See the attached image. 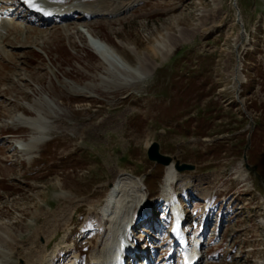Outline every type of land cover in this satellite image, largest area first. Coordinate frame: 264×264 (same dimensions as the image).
Returning <instances> with one entry per match:
<instances>
[{"label":"rangeland","instance_id":"obj_1","mask_svg":"<svg viewBox=\"0 0 264 264\" xmlns=\"http://www.w3.org/2000/svg\"><path fill=\"white\" fill-rule=\"evenodd\" d=\"M0 1L12 22L0 41V264H15L16 256L28 264L102 262L111 234L101 208L118 173L141 179L144 206L154 212L133 238L160 264H182L185 249L167 230L165 169L147 157L153 142L162 155L183 152L181 163L196 166L170 191L186 207L187 234L203 242L199 264H264V197L250 177L241 179L250 129L233 79H244L240 97L254 124L247 162L264 175V0H119L110 17L73 14L51 23ZM88 30L131 67L137 59L128 47L145 56L146 68L156 65L150 77L117 90L101 86L104 65ZM181 36L160 60L157 46ZM89 84L95 87L84 91ZM43 100L54 114L42 115L44 141L26 155L18 143L36 133L14 118L35 119L29 107ZM67 205L74 212L63 217Z\"/></svg>","mask_w":264,"mask_h":264},{"label":"bare ground","instance_id":"obj_2","mask_svg":"<svg viewBox=\"0 0 264 264\" xmlns=\"http://www.w3.org/2000/svg\"><path fill=\"white\" fill-rule=\"evenodd\" d=\"M18 1L23 6L26 7V10H28L29 8H31L32 10H38L39 11L38 16H40L42 22L44 21L54 22L56 21L55 20L56 18L66 19L67 16L70 14H80L83 16L82 18H86V19L89 18L91 19L96 16L110 17L111 15H115V12L117 11L120 12L121 10V9L114 10L118 8L119 3H121V1L119 2V0H100L99 3L93 5L90 8L88 5L85 4L86 2H84V0H71L72 3L69 6L64 4V0H51V1L38 0L37 3L35 2L36 0H30V2L29 0H18ZM109 5L111 7L113 5L115 6V8L110 9L108 8ZM238 17H239L238 23H241L240 14L238 15ZM9 21L3 19V17L1 18V14H0V41L3 38L4 33H6L11 29L12 22L9 23ZM88 34H89V38H87L88 46L92 48V50L99 57V59L102 61L104 65V71H105L104 75H100L98 77L99 84L101 86L112 88L114 90L121 89L127 87L128 85L134 82L146 81L150 77L152 71L155 69L156 65L153 64H151L149 68H146L144 65L145 61L147 60L145 56L138 57L133 47L132 48L128 47V50L131 51L137 59V66L135 68L131 67L111 46L100 41L89 30H88ZM183 39L184 38L181 36L178 41L176 40V42L174 41L170 43L168 42L169 44L167 45L159 44L157 47L159 49L158 52H159L160 60L165 61L167 57L172 53L174 46L177 43L184 41ZM0 51L5 53L2 46H0ZM237 72H239V68ZM233 79H234L235 87L237 86L238 82H240L241 84L244 83V79L240 73L234 74ZM94 87L91 84H89L82 89H85L84 91H87V89L90 90L93 89ZM70 90H72L71 92H73L74 88H70ZM76 91H80V90H75L74 92ZM29 108L36 111L37 116L35 119H26L22 115H18L14 118V122L20 124L23 127L33 130L36 133V137L31 138L28 143H24V142L18 143L20 149H22L21 151L26 155L35 151L36 148L39 145H41L44 141L43 138L44 128L42 126L47 122V120H45L44 116L42 115L51 116L54 114L53 113L54 110L52 106H50V104H48L44 100L43 103L41 104L35 103L33 106H30ZM173 165L174 164L172 163L170 166L165 168L162 191L166 200L172 197L173 189L170 191V186L180 175L175 172ZM245 178L246 175L241 176L242 180H244ZM141 183H142L141 179H134L133 176L132 177L126 176L123 173L115 174L113 179L109 182L108 194L102 205L101 215L109 222V227H111V230L113 231L112 235H114L115 231L120 228L123 229V233L125 235L124 231H128V229L130 228V226H132L134 222V218L132 216L136 209H138L140 217H143L145 215V210H144L145 206L143 205V203L144 201H148V199H144V201L142 199L143 193L140 187L142 185ZM185 186L186 188H188L189 185L188 186L185 185ZM65 201L69 202V199L67 198ZM71 207L69 205L63 207V210L60 211L63 213V217L65 216L70 217L71 214H73L74 208L72 209ZM172 209L175 213V218H174L175 222L181 221L183 218L182 208L180 209V207L176 203H173ZM67 222L68 221L63 219L62 223L58 224V227L59 226L61 228L65 227ZM54 233L55 231L49 234L48 236H46V238L52 237ZM182 240L183 238L182 239L180 238V241ZM199 241L197 240L194 242L193 240L192 247L186 250V260H187L186 264H193L195 259L200 255L201 239H199ZM110 244L111 241H108L105 248L106 251L102 256L103 257L102 259L104 261H105V255H107V251L109 249ZM43 249L44 250L46 249V245L43 247ZM56 250L57 248H55L54 251L51 252L50 255H48V260L51 257H53V255L58 251ZM41 261H43V259H40L38 263H40ZM36 262L37 261H34V263ZM99 262L100 261L98 260L96 264H100Z\"/></svg>","mask_w":264,"mask_h":264},{"label":"water","instance_id":"obj_3","mask_svg":"<svg viewBox=\"0 0 264 264\" xmlns=\"http://www.w3.org/2000/svg\"><path fill=\"white\" fill-rule=\"evenodd\" d=\"M235 1V0H234ZM235 3V2H234ZM239 22V17H237V23ZM242 30H241V34H240V44H242L245 40V34H244V30H243V26L241 23H238ZM238 47L239 45L235 48V59H236V66H235V71H238L239 68V52H238ZM240 87H241V83L238 82L237 86L234 90L235 93V100L238 102V104L240 105L243 113L246 115V117L249 120V126L248 128L249 133L247 135V140H246V145L244 147V153H243V165L245 170L248 172V175L250 176V178L255 182V184L257 185V187L259 189H261V191L263 192V197H264V177L259 174L258 170H257V165H252L249 164L247 162V155L246 152L248 149H250V144H251V133L254 129V124H253V120L252 118L248 115V113L245 111L244 109V105L243 102L239 99V93H240ZM183 152H178L173 154V156H165L162 155L160 153V145L157 142H153L150 144V146L148 147L147 150V157L148 160L150 162H155L158 165L164 166V167H168L170 166L172 163H174V170L177 173H183V172H193L196 169V166L193 164H187V163H181V160L178 158L179 155H182ZM18 264H25V262L22 259H18Z\"/></svg>","mask_w":264,"mask_h":264},{"label":"trees","instance_id":"obj_4","mask_svg":"<svg viewBox=\"0 0 264 264\" xmlns=\"http://www.w3.org/2000/svg\"><path fill=\"white\" fill-rule=\"evenodd\" d=\"M262 174V173H261ZM263 175V174H262ZM264 176V175H263Z\"/></svg>","mask_w":264,"mask_h":264},{"label":"snow or ice","instance_id":"obj_5","mask_svg":"<svg viewBox=\"0 0 264 264\" xmlns=\"http://www.w3.org/2000/svg\"><path fill=\"white\" fill-rule=\"evenodd\" d=\"M29 2H30V0H29Z\"/></svg>","mask_w":264,"mask_h":264}]
</instances>
